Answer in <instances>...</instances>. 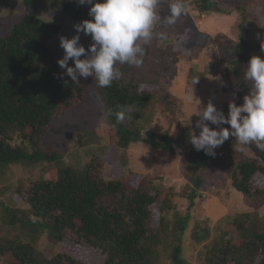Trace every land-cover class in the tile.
Returning a JSON list of instances; mask_svg holds the SVG:
<instances>
[{
    "label": "trees",
    "instance_id": "16d2710c",
    "mask_svg": "<svg viewBox=\"0 0 264 264\" xmlns=\"http://www.w3.org/2000/svg\"><path fill=\"white\" fill-rule=\"evenodd\" d=\"M21 1L25 12L7 34L0 36V184L5 185L1 187L2 196L7 194L9 200L7 203L0 199V264H94L62 249L47 256L40 246L45 234L48 241L62 247L69 237H74L73 241L87 250L98 251L101 264H192L182 256L181 244L189 216L178 212L176 197L189 200L192 206L198 196H206L205 190L212 189L223 201L237 192L243 194L247 205L258 207L264 203V184L255 182L257 174L264 175V151L254 144L247 146L251 153L227 151L226 143L235 141L230 136L215 149V156H209L196 151L193 145L189 147L192 131L180 123L171 128L178 97L163 87L161 73L168 63V53L174 52L175 61L181 57L189 60L190 80L203 79L208 70L207 65L204 71L199 70L192 61L189 39L186 41L182 35L144 45L143 66H119L123 77L110 88H100L93 77L80 78L76 84L62 75L66 69L59 67L60 58L51 41L66 29L69 20L91 19V5H79L76 0ZM221 3L198 0L196 5L200 13L233 12ZM249 3L251 0H244L236 6L240 15L236 28L241 33L228 62L238 87L248 65L245 37ZM160 5L168 7V0ZM34 6L52 10L54 17L45 19L32 13ZM69 66L74 62L69 61ZM90 80L104 114L108 109L115 113L118 106L131 109V119L122 123H117L114 114L107 117L122 152L120 162L127 168L125 152L136 141L170 155L186 152L182 160L189 172L183 190L166 188L162 175H146L137 185L131 183L128 172L123 177L107 179L105 159L98 152L83 167L59 163L64 150L44 144L43 137L55 119L84 102ZM223 112L227 116L228 105ZM160 113H165L170 123L164 132L153 129ZM194 131L198 135L200 130ZM14 165H22L26 169L23 173L28 175L16 183L2 177V172ZM223 166L226 176L222 174ZM37 169L39 174L32 176ZM224 177L227 181L220 189L225 192L217 195L216 186ZM158 215L161 218L157 223L154 218ZM208 222L196 219L191 232L192 247H200L198 264H264V212L248 206L227 213L217 222L211 217Z\"/></svg>",
    "mask_w": 264,
    "mask_h": 264
},
{
    "label": "rangeland",
    "instance_id": "374dc122",
    "mask_svg": "<svg viewBox=\"0 0 264 264\" xmlns=\"http://www.w3.org/2000/svg\"><path fill=\"white\" fill-rule=\"evenodd\" d=\"M198 0H187L188 11L182 15L174 25L165 23V17L170 15L169 7L159 5L158 11L161 13V18L154 27V36L152 42L170 41L176 37L183 35L184 39L190 40L189 45L192 53V61L198 65V69L208 70L205 75L199 78L194 85L193 80L188 78L190 62L184 57L179 60H173V51L168 53V63L162 70L163 87H166L171 93L176 95L174 106L176 108V118L172 120V129L179 123L186 129L194 131L195 124L199 119L197 116H191L189 113H194L199 108L207 106L211 101L218 110H224L230 102H235L237 105L244 103V97L250 93L251 83L243 78L238 87L235 79L231 75V70L228 62L234 55V44L239 41L240 29L237 23L240 21V15L236 10L237 4H242L244 0H220L222 7L232 10L231 14L223 13H200L197 8ZM264 0H251L248 6L247 17V33L245 37V55L246 63L250 61L252 56L257 55L264 58V51L261 50V42L264 41ZM25 12L21 0H0V36H4L9 32L19 17ZM31 12L45 19L54 17L52 10L43 7L34 6ZM77 21L69 20L66 23V29L62 33L54 36L51 43L56 51L57 56L62 59L64 50L60 47V37L64 36L69 39L80 35V44L86 49L93 43L91 36L84 33H77L74 25ZM185 32V33H184ZM160 33H164L167 39H162ZM259 37V38H258ZM261 41V42H258ZM257 42V43H256ZM206 52V56H201ZM253 54V55H252ZM84 57L82 56L81 59ZM71 61V60H70ZM208 62V63H207ZM207 63V64H206ZM207 67L205 68V66ZM218 77V79H217ZM93 82L89 81L90 90L85 97V100L79 107L71 110L67 114L55 119L49 131L43 137V143L46 145H54L64 150L63 158L59 161L61 165L73 164L83 167L86 162L92 157L95 152H98L105 159L104 176L107 179L123 177L124 173L130 175L131 183L137 185L146 175H162L165 180L163 185L166 188L173 186L175 191L183 190V186L188 182V167L183 162L182 152L179 155H170L162 149L152 147L142 141L132 142L125 154L128 157L127 168L120 162L119 155L122 153L116 146L117 139L115 132L112 129L107 117L104 115V108L99 95L93 90ZM191 95L192 99L186 100V97ZM169 121L165 113L158 114L153 123L155 131L164 132L169 128ZM172 129L170 131H172ZM197 131V130H196ZM195 133L197 134V132ZM189 147L192 144H188ZM226 150H234L235 141L226 143ZM188 147V148H189ZM186 151V150H185ZM248 153H251L249 150ZM224 169V166L222 167ZM26 169L22 165H14L13 167L2 172L3 178H9L12 183L18 182L20 177L28 176L24 174ZM226 171L222 174L226 176ZM34 175L39 174V170H35ZM51 173V172H50ZM54 173V171H53ZM151 178V177H150ZM149 178V179H150ZM225 178V177H224ZM226 178L216 186V194H224L223 188ZM255 182L262 186L264 184V175L259 173L255 176ZM0 184V199L8 200V195L1 193ZM183 187V188H182ZM212 188V187H211ZM215 188V189H216ZM231 190V188L229 189ZM206 191L208 193H206ZM232 191V190H231ZM212 189L204 191L206 196H198L194 200V204L190 206L189 200L183 197H176L178 204V212L182 216L188 215L185 229L181 235L182 256H184L192 264L199 263L198 249L191 244L192 228L196 224V219L204 223L213 224L210 222L211 217L217 222L227 213L234 212L245 207L250 209H260L264 212V203L256 207L247 205L243 194L236 192L227 195L226 200L220 199L212 193ZM207 194H209L207 196ZM13 198L19 201V197L13 195ZM13 198L10 200L12 201ZM160 200L154 206L159 207ZM9 203V200L7 201ZM190 206V207H189ZM1 208V207H0ZM160 215L154 218L155 222L160 221ZM74 237H69L64 247L63 244H56L48 241L46 234L42 237L40 246L47 256L54 255L60 249L67 250L74 256L90 261L94 264H101L102 255L98 251H90L85 247L73 241Z\"/></svg>",
    "mask_w": 264,
    "mask_h": 264
},
{
    "label": "clouds",
    "instance_id": "9594fccd",
    "mask_svg": "<svg viewBox=\"0 0 264 264\" xmlns=\"http://www.w3.org/2000/svg\"><path fill=\"white\" fill-rule=\"evenodd\" d=\"M79 5H91L89 16L74 25L77 33L91 36L93 43L86 49L80 44V35L71 39L61 36L60 47L64 56L58 60L59 67L66 72L62 75L70 77L73 83L79 84L80 78L93 77L100 88H110L114 81L122 79L123 73L119 66L130 65L142 67L146 49L154 36V27L161 18L158 11L163 0H76ZM170 15L165 23L174 25L188 11L187 0H168ZM51 22V21H50ZM162 39L166 34L160 33ZM259 38V37H258ZM264 51V41L261 42ZM84 57L81 59V57ZM74 66H69V61ZM218 79V77H217ZM244 79L251 83V90L244 97V103H229L227 116L222 110L209 101L206 107L189 113L199 119L195 131L189 133L190 143L196 151H204L206 155L215 156V149L222 146L229 137L235 138V150L245 153L247 146L254 144L264 151V58L254 55L245 71ZM199 77L195 78L194 85ZM191 95L186 100H191ZM118 111L112 109L105 112V117L115 115L117 123L131 119L130 108L118 106ZM210 122L215 125L213 129ZM229 125L230 127H223Z\"/></svg>",
    "mask_w": 264,
    "mask_h": 264
},
{
    "label": "crops",
    "instance_id": "0c3cea01",
    "mask_svg": "<svg viewBox=\"0 0 264 264\" xmlns=\"http://www.w3.org/2000/svg\"><path fill=\"white\" fill-rule=\"evenodd\" d=\"M234 195V194H233ZM236 195H238V193L236 192Z\"/></svg>",
    "mask_w": 264,
    "mask_h": 264
}]
</instances>
